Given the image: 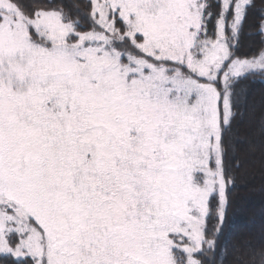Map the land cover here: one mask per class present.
<instances>
[{"label": "rangeland", "instance_id": "374dc122", "mask_svg": "<svg viewBox=\"0 0 264 264\" xmlns=\"http://www.w3.org/2000/svg\"><path fill=\"white\" fill-rule=\"evenodd\" d=\"M219 1L202 41L211 0H92L85 33L0 0V255L199 264L212 198L226 205L214 82L227 120L233 80L264 73V51L222 72L250 0L231 23Z\"/></svg>", "mask_w": 264, "mask_h": 264}, {"label": "trees", "instance_id": "16d2710c", "mask_svg": "<svg viewBox=\"0 0 264 264\" xmlns=\"http://www.w3.org/2000/svg\"><path fill=\"white\" fill-rule=\"evenodd\" d=\"M10 1L30 18L41 11H59L79 33L96 28L92 0ZM235 1L228 15L230 23L234 18ZM211 3L199 37L202 41L217 37L222 5L219 0H211ZM263 27L264 0H250L237 35L234 36L230 28L226 30L231 57L222 72H227L233 60L253 59L264 51ZM31 33L34 41H38L33 30ZM133 52L140 53L137 49ZM143 56L151 61L150 56ZM177 66L189 74L186 67ZM214 83L220 94V146L227 186L226 205L221 211L217 196L212 198L205 229L207 243L196 258L199 264H264V73H248L233 80L230 87L231 113L227 120L224 117L225 88L221 79ZM14 239L12 245L15 244ZM0 264H36V260L3 254L0 255Z\"/></svg>", "mask_w": 264, "mask_h": 264}]
</instances>
